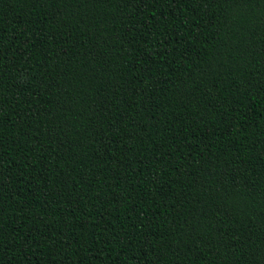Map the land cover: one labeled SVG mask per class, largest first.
Here are the masks:
<instances>
[{"label":"trees","instance_id":"1","mask_svg":"<svg viewBox=\"0 0 264 264\" xmlns=\"http://www.w3.org/2000/svg\"><path fill=\"white\" fill-rule=\"evenodd\" d=\"M0 264H264V0H0Z\"/></svg>","mask_w":264,"mask_h":264}]
</instances>
